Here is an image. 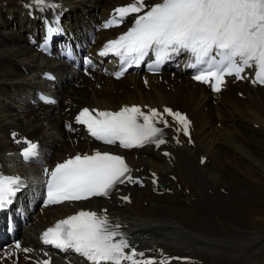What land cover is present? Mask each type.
Masks as SVG:
<instances>
[{"label": "bare ground", "instance_id": "1", "mask_svg": "<svg viewBox=\"0 0 264 264\" xmlns=\"http://www.w3.org/2000/svg\"><path fill=\"white\" fill-rule=\"evenodd\" d=\"M17 1L0 0V155L3 160H15V156H3V152L13 148L8 133L17 129L20 134L39 138L42 152L53 148L51 159L79 151L80 142L76 144L61 134L58 110L50 111L42 104L33 107L28 101L34 89L41 87L39 75L44 69L57 68L55 92L80 106L115 108L124 103H146L181 108L194 119L193 150L197 155L207 156L205 163L197 165L196 154L191 153L180 160L177 168L170 169L163 157L148 151L138 157L135 165L156 168L164 177L174 171L194 198L190 199L182 190L175 195L156 196L146 189H131L133 207L129 214L134 227L157 230L155 241L173 251L190 252L203 259V264H264V152H261L264 150V87L238 82L236 87L245 97H238L232 85L221 92L215 105L203 85H195L182 75L165 76L166 83L147 76V89L134 74L125 75L120 81L99 75L95 83L84 80L86 88L77 89L70 82L73 72L68 64L60 59L42 58L27 44L26 33L36 24L21 15ZM66 1L69 6L64 15L66 40L78 44L85 42L86 30L98 16H103L109 6L125 0ZM99 36L101 42L104 35L99 33ZM95 47L91 45L88 49ZM253 123L257 124L256 128ZM252 146L256 149L250 150ZM24 173L31 181V188L21 206L20 214L26 218L19 224L25 227L24 240L33 243L37 226L52 221L65 209L62 205L55 206L43 214L31 209L37 197L33 189H38V165L33 163ZM221 173L232 177L237 186L222 193L218 187L223 185L214 177ZM206 174L211 178L205 177ZM208 187L213 195L201 192ZM52 264L60 263L52 261Z\"/></svg>", "mask_w": 264, "mask_h": 264}, {"label": "snow or ice", "instance_id": "2", "mask_svg": "<svg viewBox=\"0 0 264 264\" xmlns=\"http://www.w3.org/2000/svg\"><path fill=\"white\" fill-rule=\"evenodd\" d=\"M33 2L42 7H56L49 5L48 0ZM129 16L134 19L127 31L108 40L98 53L118 58L121 67L113 74L115 78L122 77L129 67L139 66L146 57H154L149 67L156 70L174 56L186 54L187 66L196 70L193 79L209 84L214 92L221 90L226 76L246 78L242 73L248 69L254 71L252 83L264 85V0H160L151 6L145 0H132L115 8L103 27H119ZM57 31L56 27L48 29L50 35ZM166 117H171L177 125L174 130L178 134L182 131L184 136H189L191 122L187 116L168 107L162 112L156 108L145 112L137 105L123 106L118 111L83 108L75 116V123L83 125L92 138L105 144L118 142L126 149L146 144L159 147L166 143L164 128L170 127ZM158 124H163V128ZM66 127L75 130L71 124ZM12 136L16 143L25 145L19 153L24 162L39 158L38 143L17 139L16 133ZM174 139L180 142L178 137ZM130 172L122 156L98 150L92 154L78 153L51 169H43L44 205L108 197L117 184L126 180L139 183ZM24 186L19 175L0 174V211L13 203ZM121 199L128 201L126 196ZM121 227L109 220L106 209L103 215L81 210L56 221L41 233L40 239L60 251L71 250L83 256L89 264H155L151 258L143 259L145 253L131 246ZM14 247L25 254L33 251L22 249L19 242ZM8 256L11 253L5 258ZM25 259L29 257L25 255ZM36 264H50V260Z\"/></svg>", "mask_w": 264, "mask_h": 264}, {"label": "rangeland", "instance_id": "3", "mask_svg": "<svg viewBox=\"0 0 264 264\" xmlns=\"http://www.w3.org/2000/svg\"><path fill=\"white\" fill-rule=\"evenodd\" d=\"M81 30V29H80ZM12 42V41H11ZM13 44V43H12ZM24 71H25V69H24ZM256 137H257V139L260 137V135L259 134H257L256 135ZM256 149V146H252V147H250V150H255ZM261 152H264V150L263 149H261ZM259 157H260V155H259ZM225 176H224V175ZM211 175L209 174H206L205 175V177H210ZM218 176H220L218 179H217V177ZM218 176H214L215 177V179L216 180H218L219 182L221 181V184L225 187V189H233V187L234 186H237V184L234 182V180H233V178L231 177H229V176H227L226 175V173H221L220 175H218ZM222 176H224V178L225 179H222L223 177ZM211 178V177H210ZM231 179V180H230ZM224 180V181H223ZM226 180V181H225ZM222 181L224 182V184L222 183ZM228 184V185H227ZM230 184V185H229ZM241 185V184H240ZM230 187V188H229ZM235 190V189H234ZM236 191H238V188L236 189ZM222 193H224V192H222ZM225 245V247L227 246V243L226 244H224ZM215 251H218L219 249L217 248V247H212ZM227 248V247H226ZM219 252H223V251H221V250H219Z\"/></svg>", "mask_w": 264, "mask_h": 264}]
</instances>
